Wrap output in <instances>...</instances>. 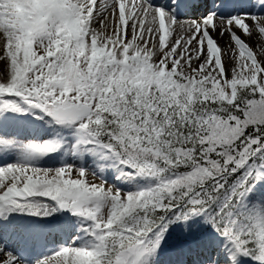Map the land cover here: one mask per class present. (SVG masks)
Instances as JSON below:
<instances>
[{"label":"snow or ice","instance_id":"snow-or-ice-1","mask_svg":"<svg viewBox=\"0 0 264 264\" xmlns=\"http://www.w3.org/2000/svg\"><path fill=\"white\" fill-rule=\"evenodd\" d=\"M0 264H264V0H0Z\"/></svg>","mask_w":264,"mask_h":264},{"label":"bare ground","instance_id":"bare-ground-1","mask_svg":"<svg viewBox=\"0 0 264 264\" xmlns=\"http://www.w3.org/2000/svg\"><path fill=\"white\" fill-rule=\"evenodd\" d=\"M217 39L219 40V43L223 46L225 43H226V41H227V36H225V38L224 39H220L219 38V36H217ZM250 43L253 45V46H255V40H253V41H250ZM32 221V222H31ZM25 222L26 223H32V224H34V225H39L40 224V222H41V218H39V217H26L25 218ZM6 258V257H5Z\"/></svg>","mask_w":264,"mask_h":264}]
</instances>
